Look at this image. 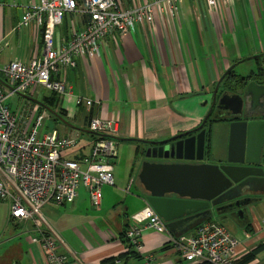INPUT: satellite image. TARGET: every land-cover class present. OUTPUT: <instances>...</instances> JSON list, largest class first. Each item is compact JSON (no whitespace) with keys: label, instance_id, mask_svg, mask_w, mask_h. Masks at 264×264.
Returning <instances> with one entry per match:
<instances>
[{"label":"crops","instance_id":"1","mask_svg":"<svg viewBox=\"0 0 264 264\" xmlns=\"http://www.w3.org/2000/svg\"><path fill=\"white\" fill-rule=\"evenodd\" d=\"M153 1L121 0V3L129 8ZM39 2L0 0V68L15 59L29 63L42 56L40 27L35 22L20 25L27 8ZM83 24L82 15L66 13L57 28L56 43L70 40L73 29ZM76 62L74 68H60L53 74L63 81L69 93L59 97L54 106L65 121L47 128L79 135V147L65 154L68 158H79L90 153L96 138L88 128L89 119L97 115L114 120L115 184L103 187L98 208L92 205L84 188L79 189L72 202L43 207L46 221L59 237V253L67 254L75 264H102L108 258H116L114 264H184L186 260L170 244L171 235L190 234L200 223L214 219L239 239L238 259L264 242V193L248 194L244 196L247 204L240 211L222 210L210 218L187 219L163 233L148 228L143 233L141 251H136L138 257L118 258L134 250L125 232L133 223L132 216L148 205L141 182L135 194L125 195L136 182L146 159L147 145L118 138L161 141L192 130L201 124L217 83L232 65L235 73L242 76L264 70V0H218L216 12L210 11L206 0H181L174 12L164 1L156 7L151 23H136L127 33L106 37L99 55L78 57ZM244 63L247 70L242 68L238 72L236 66ZM222 82L221 91L226 90ZM0 83L9 87L4 79ZM38 92L27 95L37 98ZM237 92L241 90H231L229 103L235 101ZM40 93L41 102L46 104L44 98L51 92L40 90ZM79 96L100 104L91 108L77 105L75 100ZM22 98L11 110L21 116L20 121L26 116L30 128L46 108ZM217 113L211 120H224L206 125L210 128L207 157L214 152L221 163L227 157L229 116ZM52 118L61 120L54 114ZM214 127L219 129L221 142L225 139L221 147H213ZM8 220L13 222V229L0 251V264H46L42 247L32 240L36 232L31 221L15 222L10 217ZM248 264H264V249Z\"/></svg>","mask_w":264,"mask_h":264},{"label":"built area","instance_id":"2","mask_svg":"<svg viewBox=\"0 0 264 264\" xmlns=\"http://www.w3.org/2000/svg\"><path fill=\"white\" fill-rule=\"evenodd\" d=\"M164 1L171 12L181 2L154 0L126 8L121 0H40L22 16L20 25L35 22L40 27L43 54L29 63L15 59L0 68L10 89L5 93L0 83V201L9 203L11 221H31L36 232L32 240L42 247L46 264L75 263L67 254L59 253V237L46 221L43 207L74 201L80 188L87 191L94 207H100L103 187L115 184L113 159L117 154L115 139L100 135L113 136L116 122L93 115L88 128L98 135L90 153L68 158L66 152L79 147V135L61 134L56 128L44 127V122L52 117L46 109L29 128L27 117L20 121V115L11 110L7 99L13 94L37 93L39 89L55 92L59 97L68 94L63 81L53 74L60 68H74L78 57L99 55L106 37L127 33L136 23H151L156 7ZM206 3L210 11L216 12L218 0ZM70 12L82 15L84 24L73 29L70 40L57 44V28ZM75 102L87 108L100 104L80 96ZM132 220L126 237L137 251L143 247L146 229L167 231L165 221L150 205L134 214ZM238 243L239 239L218 220L204 221L190 234L170 237L172 248L192 264H237Z\"/></svg>","mask_w":264,"mask_h":264},{"label":"water","instance_id":"3","mask_svg":"<svg viewBox=\"0 0 264 264\" xmlns=\"http://www.w3.org/2000/svg\"><path fill=\"white\" fill-rule=\"evenodd\" d=\"M234 66L217 83L210 108L198 127L161 141L118 138L147 145L138 178L146 203L168 229L174 230L187 219L210 218L222 210L240 211L247 204L244 196L264 193V80L248 81L231 104V89L221 91L220 84ZM20 95L65 121L38 99ZM215 109L227 110L225 116H229L227 157L218 164L205 161L206 125Z\"/></svg>","mask_w":264,"mask_h":264},{"label":"rangeland","instance_id":"4","mask_svg":"<svg viewBox=\"0 0 264 264\" xmlns=\"http://www.w3.org/2000/svg\"><path fill=\"white\" fill-rule=\"evenodd\" d=\"M245 63H247V62H245ZM245 63L241 64L244 66H241V65L236 66V69L238 72H241L242 68L247 70L246 68H248L247 67L248 65ZM3 79H4V77H3L2 73L0 72V80L3 81ZM1 87L5 93H7V94L9 93L10 89L7 85L1 84ZM40 90H42L43 93L48 92V90H46V89H39V92L37 94L38 97L36 98L39 101H41V99H42V95L40 93ZM21 100H23L22 95L13 94V95L8 97L7 103L11 109H15L18 106V103L21 102ZM60 121H62V120H53V118L50 120H46L44 122V127L47 128L48 125L55 126L54 124H56L58 126L60 124L58 122H60ZM217 132H219V129L214 127V134H213V141H212L213 147H221L222 143L225 142V139H224V142H221V136ZM205 160H207L209 163H213V164L220 163L219 157L214 152H212L208 157H206ZM137 186L140 187V180L138 178V175L136 177L135 184L132 186L131 191L127 192L129 194H125V195L129 196V195L135 194L136 193L135 190H136ZM9 215H10L9 203L7 201H0V251H2L5 247L3 245V243L10 237L9 230L13 229V222H10L8 220ZM214 220H216V219H214ZM184 264H190V262L184 261Z\"/></svg>","mask_w":264,"mask_h":264},{"label":"trees","instance_id":"5","mask_svg":"<svg viewBox=\"0 0 264 264\" xmlns=\"http://www.w3.org/2000/svg\"><path fill=\"white\" fill-rule=\"evenodd\" d=\"M250 80H264V70L260 69L258 72H251L250 74H248L246 76H242V75H237L235 73L234 69H232L223 79L222 88L231 89L233 91H236L238 89H241L243 86H245V84ZM44 100L46 103L45 105H47V106L49 105V107H51L53 110H55L54 106L57 105V102L59 100V96L55 92H51L49 96H46L44 98ZM222 120H224V119H216V120L209 119L207 126H208V124H211L212 122L222 121ZM207 129L208 130H207V134H206V148H207L206 154L208 155L209 154V148H210V128H207ZM93 136L97 137V135H95V134ZM125 237H126V232H125ZM127 242L129 243L130 247H133L128 239H127ZM263 249H264V242L260 243L258 246H256V248H254L253 250L248 252L242 258L238 259L237 264L249 263ZM136 251L137 250L134 248V250H130L129 253H125V254L120 255L118 258H125L129 255L138 257V253ZM115 261H116V258H108V259L103 260L102 264H114ZM201 264H209V263L204 262Z\"/></svg>","mask_w":264,"mask_h":264},{"label":"flooded vegetation","instance_id":"6","mask_svg":"<svg viewBox=\"0 0 264 264\" xmlns=\"http://www.w3.org/2000/svg\"><path fill=\"white\" fill-rule=\"evenodd\" d=\"M215 111H218L217 114H219V115H222V114L226 115L227 114V111L226 110H216L215 109L214 112H213V114H212V116L215 114ZM210 119H211V117H210ZM205 156L207 157V154L206 153H205Z\"/></svg>","mask_w":264,"mask_h":264}]
</instances>
